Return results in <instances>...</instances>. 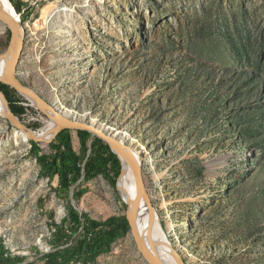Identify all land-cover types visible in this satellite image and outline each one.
Wrapping results in <instances>:
<instances>
[{
  "label": "rangeland",
  "instance_id": "374dc122",
  "mask_svg": "<svg viewBox=\"0 0 264 264\" xmlns=\"http://www.w3.org/2000/svg\"><path fill=\"white\" fill-rule=\"evenodd\" d=\"M21 6L29 8L17 12L25 32L19 79L66 116L109 126L141 149L152 206L184 263L264 264V0ZM9 38L6 27L0 54ZM0 87L21 124L45 126L49 118L27 97ZM14 128L0 118V238L24 257L15 264H43L51 223L67 216L74 190L57 193L58 178L39 175L32 140L10 143ZM71 133L86 159L90 149ZM50 141L38 145L49 153ZM117 181L81 179L77 189L87 192L74 200L95 219L124 216ZM94 264L150 263L129 231Z\"/></svg>",
  "mask_w": 264,
  "mask_h": 264
},
{
  "label": "trees",
  "instance_id": "16d2710c",
  "mask_svg": "<svg viewBox=\"0 0 264 264\" xmlns=\"http://www.w3.org/2000/svg\"><path fill=\"white\" fill-rule=\"evenodd\" d=\"M17 12L21 11V0H10ZM1 88V87H0ZM7 100L10 95L3 89ZM77 135L83 150L90 149L88 157L83 158L73 147L72 133L69 129L60 131L50 142L47 153L31 141V153L40 166L39 175L49 181L58 178L57 193L67 195L73 188L74 199L80 200L86 188L77 189L83 179L90 181L102 175L113 187L119 178L122 164L110 146L88 131L78 130ZM118 183V181H117ZM43 202V198H39ZM49 243L52 251L43 256V264H94L97 258L112 250L117 239L130 230L126 216H110L95 219L89 213L79 212L74 205L67 204V216L60 222L52 221ZM24 257L13 255L0 238V264H15Z\"/></svg>",
  "mask_w": 264,
  "mask_h": 264
},
{
  "label": "water",
  "instance_id": "95a60500",
  "mask_svg": "<svg viewBox=\"0 0 264 264\" xmlns=\"http://www.w3.org/2000/svg\"><path fill=\"white\" fill-rule=\"evenodd\" d=\"M0 21H2L6 27H8L10 31L9 43L4 52L0 54V60H6V72L7 78L6 83L13 89H15L20 94L27 97L32 104H34L41 112H43L46 116H50L54 121L58 123V132L57 134L64 130H82L88 131L93 136H97L98 138L105 141L111 148L112 152L115 153L118 159L121 162L120 156L116 153L114 148L121 150L125 153L132 154L135 158V172H134V180H133V188L129 190L128 198L126 201V212L125 216L129 223L130 233L135 239L138 250L146 257L153 260L156 264H165L162 260L161 256L153 247L149 246L145 242H143L138 235L137 226L135 222V218L132 212V201L133 194L135 190L141 187L143 183V174H142V162L140 160L141 149L138 146L133 145L127 139L121 137L119 132L111 131L109 126L106 128L94 124H91V121H81L79 119L75 120V118H70L66 116L64 112L58 109V107L49 102L47 99L43 98L37 91L32 89L31 87L25 85L18 77V66L20 62L21 50L23 47V38H24V28L19 19H17L13 14H11L0 2ZM0 94L3 97L4 103L9 110L8 119L17 127L22 128L18 118L12 113L11 108L9 106V102L4 94V92L0 88ZM99 126V127H98ZM118 131V130H117ZM55 138V137H54ZM31 140L34 142H39V139L31 136ZM52 141V140H51ZM50 141V142H51ZM72 197H73V188H72ZM73 205L76 210L82 212V208L79 204H76L74 198Z\"/></svg>",
  "mask_w": 264,
  "mask_h": 264
},
{
  "label": "bare ground",
  "instance_id": "6f19581e",
  "mask_svg": "<svg viewBox=\"0 0 264 264\" xmlns=\"http://www.w3.org/2000/svg\"><path fill=\"white\" fill-rule=\"evenodd\" d=\"M24 3H31L33 0H21ZM1 4L17 19H19L18 13L14 6L9 0H0ZM22 9V8H21ZM20 20V19H19ZM6 29V25L0 21V31ZM7 78L6 72V60H0V82H5ZM9 110L7 109L3 97L0 94V118H8ZM49 119L44 127L37 131L28 129L25 125L21 124L22 128H14L12 134L10 135V143L16 144L18 147L25 146L28 143L31 136H34L39 139L41 146L45 147L50 139L57 135L58 132V123L54 121L50 116H47ZM76 120V119H75ZM91 124L95 123L91 122ZM99 127V126H98ZM116 153L121 158L122 169L118 178V190L122 196L125 204L128 198L129 190L133 188L134 172H135V158L132 154L125 153L121 150L114 148ZM91 151V150H90ZM142 165L144 160L140 157ZM219 160L210 163V167L217 166ZM216 170V169H213ZM156 176L155 178H157ZM132 201V212L135 218L137 231L139 238L153 247L165 264H185L174 245L172 244L170 238L164 233L161 228V224L158 218L157 210L152 206L149 193L146 189L145 182L141 187L135 190ZM166 200L162 202V206L167 208ZM127 207V205H126ZM166 228L175 229L176 226L173 222L168 221ZM187 253V252H186ZM189 254V253H188ZM150 264H156L153 260L146 257Z\"/></svg>",
  "mask_w": 264,
  "mask_h": 264
},
{
  "label": "built area",
  "instance_id": "2783aa9c",
  "mask_svg": "<svg viewBox=\"0 0 264 264\" xmlns=\"http://www.w3.org/2000/svg\"><path fill=\"white\" fill-rule=\"evenodd\" d=\"M29 7H23L22 10L25 11V10H28Z\"/></svg>",
  "mask_w": 264,
  "mask_h": 264
}]
</instances>
